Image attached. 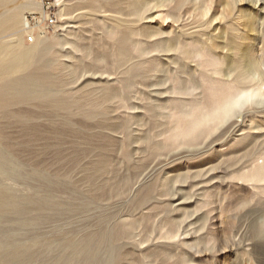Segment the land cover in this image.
<instances>
[{
	"label": "rangeland",
	"instance_id": "1",
	"mask_svg": "<svg viewBox=\"0 0 264 264\" xmlns=\"http://www.w3.org/2000/svg\"><path fill=\"white\" fill-rule=\"evenodd\" d=\"M195 3L12 0L0 6L2 17L10 9L18 13L14 28L0 32V50L39 51L35 63L0 71V85H13L10 94L40 93L0 112L15 147L14 163L0 172V191L12 188L17 199L16 211L0 216V242L30 248L28 264H60L71 243L104 231L113 234L115 264H264V180L244 178L252 153L264 168V113H238L236 125L217 131L213 144H189L200 90L173 94L170 77L199 69V57L182 60L153 42L168 37L186 52L226 33L231 44H260L264 0H206V17ZM49 6L56 17L47 37L36 25L25 31L23 17L43 16ZM213 16L220 18L204 23ZM248 16L255 41L242 38ZM256 102L263 106L264 95ZM108 254L102 247L98 258Z\"/></svg>",
	"mask_w": 264,
	"mask_h": 264
},
{
	"label": "bare ground",
	"instance_id": "2",
	"mask_svg": "<svg viewBox=\"0 0 264 264\" xmlns=\"http://www.w3.org/2000/svg\"><path fill=\"white\" fill-rule=\"evenodd\" d=\"M11 1L0 0V6ZM242 1L245 0H238V2ZM248 1L252 4L257 3V0ZM205 2L206 0H196L195 3L196 10L204 17L208 16L211 11V7L206 5ZM158 6H166V0H158ZM138 10L139 8H136L134 11L138 12ZM41 13L45 16L44 11ZM17 18L18 13L14 9H10L5 17L0 14V32L3 28L12 30L17 24ZM168 18L169 14L162 16L164 22ZM219 18L213 16L204 23L212 24ZM245 24L247 32L242 38L244 40L249 38L251 41L257 40V37H252L251 35L255 30L254 18L248 16ZM23 26L24 30L28 31L27 15L23 17ZM39 32L42 38L47 37L46 32L42 30ZM154 36L151 35L150 38ZM153 42H159L163 52L175 51L180 56L182 55V60L199 57L197 61L199 69L191 70L185 68L181 71L176 70L170 77V91L173 94L194 95L197 90H200L201 98H197L194 101L196 106L193 110V115L196 116V133L188 141L189 144H213L217 140L215 139L217 138V131L223 134L236 125V121L233 118L238 113L240 117L244 118L257 113H264V105H253L258 97L264 95V40L260 41V44L252 42L245 45L232 40L231 44L228 36L224 33L216 37L211 36L202 44L200 41H196V44H194L195 48L186 52L180 50L181 41L171 43L172 41L168 37L157 38ZM199 44H201L200 47L198 46ZM38 54L37 46L32 47L28 51L8 52L6 54L0 50V71L9 72L17 68L21 62L33 61L35 63ZM240 58L241 62L239 65L237 60ZM183 74L187 75V77L183 76ZM31 75V79L37 78L38 73L35 68H33V74ZM26 79L29 80V77ZM17 82L21 83L22 81L17 80ZM12 87L13 85L11 84L0 85L1 113L3 111L7 112L6 108L17 100L27 99L29 94L34 99L40 95L35 90H32L31 93L28 90H19L14 94H10L9 89ZM247 105L252 108L243 111ZM14 152L13 139L6 136L4 129L0 125V172L5 171L8 164L14 163ZM250 159L253 168L249 175H245L244 178L264 180V168H261L260 162H257L256 154L252 153ZM13 174V171H11L12 176ZM16 202L17 199L12 188L0 191V216L6 212H15L17 209ZM112 236L111 232L104 231L96 236H88L80 243H71V253L60 264H72L76 260H80L82 264H115V249L111 245ZM105 246L108 247V257L106 260H100L98 251ZM5 250L9 252L7 256L5 255L6 257L0 260V264H28L27 262H31L34 256V252L30 248L19 247L8 241L0 242V253Z\"/></svg>",
	"mask_w": 264,
	"mask_h": 264
},
{
	"label": "built area",
	"instance_id": "3",
	"mask_svg": "<svg viewBox=\"0 0 264 264\" xmlns=\"http://www.w3.org/2000/svg\"><path fill=\"white\" fill-rule=\"evenodd\" d=\"M55 14L54 12L51 10V7H46L45 9V16L42 15H32L31 17H27L28 18V27L29 28H33L31 25H36V27H38V29L44 31V32H48L52 29L54 23H55ZM34 36H29L27 41L29 43H33L34 42Z\"/></svg>",
	"mask_w": 264,
	"mask_h": 264
}]
</instances>
